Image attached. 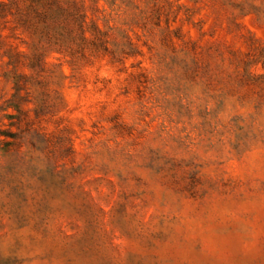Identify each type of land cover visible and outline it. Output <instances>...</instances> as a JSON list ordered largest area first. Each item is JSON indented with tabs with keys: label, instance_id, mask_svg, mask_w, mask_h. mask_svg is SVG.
I'll list each match as a JSON object with an SVG mask.
<instances>
[{
	"label": "rangeland",
	"instance_id": "obj_1",
	"mask_svg": "<svg viewBox=\"0 0 264 264\" xmlns=\"http://www.w3.org/2000/svg\"><path fill=\"white\" fill-rule=\"evenodd\" d=\"M0 264H264V0H0Z\"/></svg>",
	"mask_w": 264,
	"mask_h": 264
}]
</instances>
